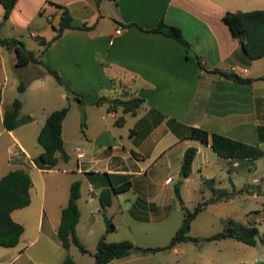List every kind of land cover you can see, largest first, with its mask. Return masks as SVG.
Returning a JSON list of instances; mask_svg holds the SVG:
<instances>
[{
    "label": "crops",
    "instance_id": "crops-1",
    "mask_svg": "<svg viewBox=\"0 0 264 264\" xmlns=\"http://www.w3.org/2000/svg\"><path fill=\"white\" fill-rule=\"evenodd\" d=\"M61 6L76 24L92 29L66 30L51 46L42 45L41 40L56 35ZM257 10H264V0H17L5 19L0 0V37L24 42L75 94L56 87L42 65L17 68L15 52L0 45V179L16 169L26 170L32 179L30 205L12 213L25 231L17 246L0 247V264H61L68 253L75 264H94L104 234L111 243L159 245L162 228L177 211L178 200L185 192L190 195L192 181L191 189L209 193V200L212 188L234 191L233 198L216 199L208 206L235 204L232 200L245 191L252 198L264 195V178H256L264 166L262 158H224L210 144L191 137L198 128L264 152V80H258L264 76V57L249 58L224 21L227 12ZM161 22L179 28L190 50L153 32ZM119 28L121 34L116 33ZM34 70L37 76H32ZM215 71L252 81H235ZM21 80L27 84L24 92L18 91L20 116L30 115L33 121L9 131L3 117L16 98L7 93L10 83L14 88ZM29 95L35 107L26 110ZM100 98L105 100L97 104ZM132 98L143 99L135 113L112 105L115 99ZM65 106L69 112L62 135L69 161L60 160L51 169L39 161L43 148L38 136L47 117ZM190 148L196 155L190 176L183 179V159ZM76 181L81 182L77 235L89 254L75 246L65 251L57 236ZM126 181L131 187L113 193L106 210L115 225L107 233L99 195ZM260 182L256 192H249ZM253 207L248 213L261 212L258 203ZM181 209L185 217L186 203ZM75 248L78 255L73 254ZM164 252L179 253V248L134 252L109 264H151L152 257Z\"/></svg>",
    "mask_w": 264,
    "mask_h": 264
},
{
    "label": "trees",
    "instance_id": "trees-1",
    "mask_svg": "<svg viewBox=\"0 0 264 264\" xmlns=\"http://www.w3.org/2000/svg\"><path fill=\"white\" fill-rule=\"evenodd\" d=\"M17 0H1L5 8V19H7L15 6ZM60 22L56 28V35L50 40H41L42 45L51 46L55 41L61 38L66 30H90L92 27L87 25H78L66 7H60ZM224 21L229 26L233 35L238 38L243 46L245 53L253 60L264 57V10L250 12H227ZM153 32L164 34L185 45L190 50V44L185 40L181 30L177 27L170 26L161 22ZM0 45L15 52L17 68H24L30 64L42 65L45 70L51 74L57 84L63 86L67 92L74 96L67 81L59 74L58 71L49 67L40 56L33 51L28 50L25 43L17 39H3L0 37ZM189 57L198 61L195 56L189 54ZM200 64V63H199ZM222 76L239 82H251L250 79H241L235 74L215 71ZM264 80V76L258 78ZM26 81L21 80L18 86L20 93L26 89ZM80 102L83 100L77 97ZM1 99V89H0ZM105 98H100L99 104ZM143 99L132 98L124 101L115 99L112 101L114 108L121 106L125 113H135L142 104ZM22 102L15 99L13 104L5 110L3 122L7 130L12 131L16 128L30 123L33 118L30 115L21 117L20 111ZM69 112V106H65L59 110L52 112L46 119L42 127L38 142L43 148V152L39 156V161L48 166L55 168L60 160L69 161V155L64 147L63 140V123ZM82 127L84 126V117L82 118ZM191 137L199 139L204 143L210 144L214 152L224 158L233 159H258L264 161V152L257 146L249 145L240 141H236L219 134H211L205 130L194 128L191 131ZM196 155V149L190 148L185 153L182 173L187 178L192 172V165ZM32 187V179L30 174L24 169H16L8 172L0 179V247L12 248L19 244L20 239L25 231L22 224L16 222L12 218L13 211L25 208L31 203L30 189ZM131 182L126 181L118 187L104 189L99 195V200L107 225V233L115 230V225L111 218L107 217L106 210L112 204L113 193H119L128 190ZM178 198H181L180 187H175ZM229 190H217L212 188V198L198 203L194 210L185 209V217L180 228L176 231L169 244L162 248H143L135 245L129 240L120 242H107L106 234L98 241L96 251L93 254L94 264H109L116 259L128 257L134 252L148 253L161 250H169L183 242H198L199 238L189 235L193 220L214 200L232 197ZM81 196V182L76 181L71 185L70 197L68 204L62 210L61 223L57 229V236L63 249L70 251L72 246L79 249L82 254H89V250L83 245L77 235V224L80 220V210L78 200ZM225 229L210 237L205 238L208 241H216L223 239H234L249 246H256L259 235V229L256 226H249L236 221L233 218L225 219ZM61 264H75L70 253ZM235 264H264V261H256L252 263H235Z\"/></svg>",
    "mask_w": 264,
    "mask_h": 264
},
{
    "label": "rangeland",
    "instance_id": "rangeland-1",
    "mask_svg": "<svg viewBox=\"0 0 264 264\" xmlns=\"http://www.w3.org/2000/svg\"><path fill=\"white\" fill-rule=\"evenodd\" d=\"M39 73L34 70L32 76H37ZM30 76V77H32ZM11 76V83H12ZM56 87L58 84L52 80ZM9 85V90L7 97H12L21 100V96L18 92V85L13 84ZM55 87V86H54ZM29 104L26 108H33L34 103L32 104V97L29 95ZM30 105H32L30 107ZM81 119V126H82ZM51 176V175H50ZM45 175L44 177H50ZM256 178L262 180L264 178V166L262 170L258 173ZM192 181L189 184L190 195L186 192L184 196L177 202L176 212H174L165 223V227L162 228V240L159 241V245L153 246H165L169 244L170 236L175 235V232L180 228L182 224V219L184 217V211L181 209L182 205L186 203V208L193 211L195 206L202 201L209 200L211 195L206 192L200 193L197 189H191L194 186ZM197 186V185H196ZM262 182H260L257 187H250L249 192H256ZM234 193V191H230ZM252 194V193H250ZM248 191H245L242 197L234 198V203H215L214 205L208 206L204 211H202L192 222L191 230L189 235L199 238L198 242H183L178 244L179 253L173 252H164L160 253L157 256L152 257L148 263L156 264L161 262L162 264H235V263H252L256 261H264V195H261L259 198L250 197ZM235 194H232V197ZM247 199V201H241L242 198ZM183 203V204H182ZM258 203L260 207V213H248L251 210H254V204ZM211 204V203H210ZM209 204V205H210ZM179 206V207H178ZM248 213V214H246ZM233 218L236 221L245 224H252L259 229V235L257 239V245L252 247L246 245L242 242H238L234 239H223L216 241H208L205 238L210 237L218 232H221L225 229V219ZM256 220L255 222H252ZM256 224V225H255ZM150 246V245H147ZM167 246V245H166ZM162 248V247H161ZM79 251V249H78ZM162 251V250H161ZM78 255L77 248H75L73 254ZM78 260V257H77ZM178 260V262H176ZM91 260L86 261L89 263ZM81 264V263H80Z\"/></svg>",
    "mask_w": 264,
    "mask_h": 264
},
{
    "label": "built area",
    "instance_id": "built-area-1",
    "mask_svg": "<svg viewBox=\"0 0 264 264\" xmlns=\"http://www.w3.org/2000/svg\"><path fill=\"white\" fill-rule=\"evenodd\" d=\"M122 30H123L122 28H119V29L116 30V33L117 34H121ZM171 181H172V178L171 177L167 179V182L168 183H170Z\"/></svg>",
    "mask_w": 264,
    "mask_h": 264
},
{
    "label": "water",
    "instance_id": "water-1",
    "mask_svg": "<svg viewBox=\"0 0 264 264\" xmlns=\"http://www.w3.org/2000/svg\"><path fill=\"white\" fill-rule=\"evenodd\" d=\"M185 178V176H183V179ZM183 204V203H182Z\"/></svg>",
    "mask_w": 264,
    "mask_h": 264
}]
</instances>
